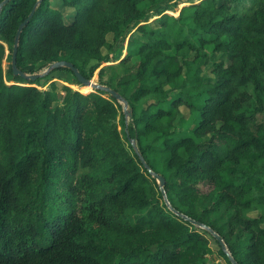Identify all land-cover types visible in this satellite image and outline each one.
Instances as JSON below:
<instances>
[{
    "label": "trees",
    "instance_id": "16d2710c",
    "mask_svg": "<svg viewBox=\"0 0 264 264\" xmlns=\"http://www.w3.org/2000/svg\"><path fill=\"white\" fill-rule=\"evenodd\" d=\"M38 1L18 67L69 60L90 78L116 61L101 84L132 118L106 91L14 74ZM62 1L68 23L50 0L0 9V264H208L213 241L233 264L207 227L238 264H264V0H185L157 24L162 0ZM131 25L126 55L105 54ZM249 84L257 106L244 113ZM182 106L199 116L175 137Z\"/></svg>",
    "mask_w": 264,
    "mask_h": 264
},
{
    "label": "rangeland",
    "instance_id": "374dc122",
    "mask_svg": "<svg viewBox=\"0 0 264 264\" xmlns=\"http://www.w3.org/2000/svg\"><path fill=\"white\" fill-rule=\"evenodd\" d=\"M198 1V0H195ZM51 5L57 9H59L63 13V17L65 22H70L73 20L75 15V9L72 7L65 6L63 4L62 0H50ZM188 2L185 0H162L159 2L158 5H156L154 8H152V16L150 17L149 21H155L157 24V18L160 17L164 12H167L173 16H178L181 12L182 7L184 4H187ZM146 6V5H145ZM138 25H131L129 29L126 31L123 38H120L118 40H114L113 34L109 33L107 36L108 41L112 44V48H104L103 52L105 54H110L114 56H119V59L124 57L127 53V45L128 41L132 34L136 33ZM208 50H211L208 47ZM221 54L217 53L216 58L219 60L221 58ZM227 61V59L225 58ZM116 62V61H113ZM113 62H102L100 65L96 68L94 71V74L90 77L94 82L100 83L102 78V81L106 82L109 75H110V68L108 67V64ZM96 63V60L92 59L88 66L86 67L87 72L90 69V66ZM213 60L212 58H208L206 61V64L203 67L202 75L206 77L212 76L211 67H212ZM40 64V63H39ZM39 64L31 65L32 68L31 73H42L47 67L50 65H45L40 67ZM7 66V62H5V67ZM103 67H107L106 71L104 72L103 76L100 77V69ZM186 75L191 77L192 71H186ZM56 80L59 85L67 84L71 86L74 89L80 90L82 87H85L83 84L78 83L79 81L75 77V75L68 69L61 67L54 69L50 71L49 74H46L45 76L41 77V81L38 84H35L41 89H46L49 87L50 83L52 81ZM12 83V81H11ZM249 96L247 99L243 101V106L239 110L240 112L248 113L252 111L257 106V99H256V92L254 91V87L252 84H249L246 88ZM81 91V90H80ZM91 91H94L91 88ZM178 92V89H174L173 93L176 94ZM59 94H63L62 91H59ZM198 112H191L186 106H182L180 113L178 115L177 120L175 121L174 128H173V134L175 137H180L187 134H192L194 126L197 123L198 120ZM120 119L118 116L117 121ZM159 184V183H158ZM217 244L213 241L211 243V247L208 249L205 258L207 260L208 264H228L218 253H217Z\"/></svg>",
    "mask_w": 264,
    "mask_h": 264
},
{
    "label": "water",
    "instance_id": "95a60500",
    "mask_svg": "<svg viewBox=\"0 0 264 264\" xmlns=\"http://www.w3.org/2000/svg\"><path fill=\"white\" fill-rule=\"evenodd\" d=\"M8 1L9 0H2L0 2V9ZM38 3H39V1L35 4V7L31 11V13L29 14V16L23 22H21L20 25H19V27H18V30H17V33H16V37H15L14 48H13L12 61H11L14 74L21 75V77H23L25 79L36 80V79H38L40 77L45 76L46 74H49L50 71H52L54 69L61 68V67L69 68L73 72V74L75 75V77L77 78V80L81 84H83L84 86H91V88L93 90L100 89V90L106 91L110 95H112L113 97H115L119 101H121L124 104V111H125L126 118L127 119L132 118V111L128 107V101L119 92H117L114 88H111L108 85L94 82L91 78L85 76L78 69V67L75 66V64L73 62L69 61V60H57V61H54L42 73H27L23 69H20L18 67V64H17V52H18V46H19V42H20L21 33H22L24 27L26 26V24L28 23L29 18L33 15V13L35 11V8H36V6H37ZM131 140H132V143H133L134 147L137 149V145H136L135 139H131ZM140 158H141L142 162H144L145 166L146 167H149L148 163L145 161V159H144V157L142 155H140ZM149 170L153 174V176L157 179V181L159 183V187H160L162 193L164 194V196L166 198V201L169 203V201L167 199V196H166L165 188H164L165 178L163 177V175H161V174H159L157 172H154L151 169H149ZM183 216L186 217V218H189L186 215H183ZM192 222H194V223H196V224H198L200 226L206 227L204 224L198 223L195 220H192ZM207 229L210 232H212V234L219 240V242H220L223 250L226 251L229 254V257H230L231 261L233 262V264H238V262L233 258V256L229 252V250L227 248V245H226L224 239L222 238V236L219 235L216 231H214L210 227H207Z\"/></svg>",
    "mask_w": 264,
    "mask_h": 264
},
{
    "label": "bare ground",
    "instance_id": "6f19581e",
    "mask_svg": "<svg viewBox=\"0 0 264 264\" xmlns=\"http://www.w3.org/2000/svg\"><path fill=\"white\" fill-rule=\"evenodd\" d=\"M88 89H91V86H86Z\"/></svg>",
    "mask_w": 264,
    "mask_h": 264
}]
</instances>
